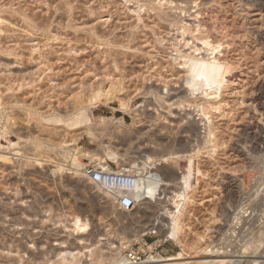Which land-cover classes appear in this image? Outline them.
Listing matches in <instances>:
<instances>
[{"label": "rangeland", "instance_id": "rangeland-1", "mask_svg": "<svg viewBox=\"0 0 264 264\" xmlns=\"http://www.w3.org/2000/svg\"><path fill=\"white\" fill-rule=\"evenodd\" d=\"M167 1L0 0V123L9 131L0 144H15L0 146L1 158L14 153L0 158V264H264V0ZM193 52L227 64L218 93L186 91L181 55ZM97 89L115 91L112 102L90 106ZM196 100L209 112V139L192 122ZM81 115L86 123L67 126ZM118 119L123 130L111 124ZM195 144L202 176L180 243L162 242L165 214L151 229L161 206L122 212L114 195L67 169L76 149L110 146L136 161ZM34 158L52 163L38 168ZM53 162L67 167L53 174ZM74 215L88 218L81 236L70 233Z\"/></svg>", "mask_w": 264, "mask_h": 264}, {"label": "bare ground", "instance_id": "bare-ground-1", "mask_svg": "<svg viewBox=\"0 0 264 264\" xmlns=\"http://www.w3.org/2000/svg\"><path fill=\"white\" fill-rule=\"evenodd\" d=\"M171 2L172 1H170V3ZM176 8L178 9L179 6H177ZM156 14H158V13H156ZM203 44L206 45V47L207 46L209 47V49L206 48L207 50H205V51H211V55H212L213 51L215 49V46L214 47L210 46L211 44H209V42L208 43L206 42ZM186 45H189V44H186ZM194 52H193V54H187L186 53L184 55H181L182 62L180 64L183 65V67L185 69V74H186L185 78L183 79V84L185 86H187L186 91L189 93L190 96H195L196 98L200 94L205 96V97H209L210 95L218 93L220 90V86L221 85L223 86V84H222L223 78L228 73L227 69L229 71V68L227 66H225L227 64H225V65H224V63L221 64V62H219L217 59H215V57L213 58V57H210L209 55H204V56L198 57L197 55H194ZM226 67H227V69H226ZM99 89L95 90L96 92H94V93H92V95H90V97H89V105L90 106L95 107L100 103H104L107 105V104L112 102V100H113L112 96L115 93V91L113 94L112 93L109 94V91H106V93H104V92H102V90L100 91ZM108 89L111 90L112 88H108ZM113 90H116V89L113 88L111 90V92H113ZM122 102L120 103L121 106L126 107V104H124V101H122ZM193 102H194L193 107L196 110V114H194V116H196V118L195 117L192 118V122L197 123L196 124L197 127H203V132H201V133L203 134V136L205 134H207L208 135L207 137L209 139L210 138L209 136H211V132H212L210 129L208 130V128H210V127L206 124V122L209 120V118H208L209 112L206 111V107L198 104L197 100L193 101ZM0 106H1V103H0ZM191 106L192 105H189V107H190L189 111L194 110V108H191ZM30 107H32V106H30ZM27 110L31 114V108H27L26 111ZM81 110H85V107H83ZM28 112H27V115L30 116L28 114ZM187 115L191 116L192 113L191 114L187 113ZM2 116H3V114H2ZM0 121H1V116H0ZM5 121H7V120H5ZM47 121H48V119H47ZM87 121H88V118L85 115L75 116V117L71 118L69 121H67V126L68 127H74V126H78L80 124H84ZM112 123L115 125L118 124L120 126V128H121V126L124 127V125L120 119L112 120L111 124ZM103 126H104V124H103ZM103 126H102V128H104ZM89 127L88 128L86 127V129L88 130ZM105 127H106V125H105ZM113 127H114V125H113ZM6 128H5V126L1 125V123H0V143L2 141L3 142L6 141L7 134L9 133V131ZM128 128L129 127L127 126V129ZM110 129H111V127H110ZM118 130L120 131V129H118ZM205 131H208V132L205 133ZM205 140H206L205 142L208 141L207 139H205ZM7 142H8L7 143L8 146L2 147V145L0 144L1 148L9 147V145H15V144L10 143L9 140ZM187 149H189V148H187ZM76 150L71 151V159L72 160H71V163H69L68 167L66 165H64L63 163L53 162L54 169L51 170V172L53 174L54 173L56 174L60 171L65 170V167H67L68 170H71L74 174L78 175L77 177L80 176V177H82L81 179L85 178L84 180L87 182V184L93 185L90 183V181L87 180L88 179V175L86 174L87 166L83 167L79 162L76 161L78 156H85L89 160V163H90L89 166H93L95 168H100V169H105L108 161H111L112 163L116 164L118 170L122 168L128 172L136 173L137 178L135 180V184L132 187V189L129 191V194L132 196V198L136 202L135 206L140 211H147V210L151 211V209H153L152 211H154V209H155L154 205L161 206L163 212L161 214H159V212H158V216L155 218V220L152 219V222H151L152 228L151 229L159 226L158 222H159V220L161 221L163 219L162 215L165 214L166 219L168 220L166 230H163L162 228L159 229L161 232L160 234L162 235L161 236L162 242L171 241V240L177 242L179 240L178 243H180V239H178V233L180 231L181 217L184 216V214H185V213H183L184 210H186L190 206L191 203L194 204V202L196 201L195 197H191V195H194V193L196 192V185L198 184V181H199L198 176H202V172L200 171V168H198L196 166V163H195V159L197 156H199L198 154L200 153V147L197 144L192 145L189 150L183 151L184 153H179V151L178 152L176 151L177 153H169L166 157H164L165 154L161 155L162 153L158 152V157L156 159H150V157H148V156H141V157H137V158H140L139 160L137 158H135L136 161L135 160L126 161V159H124V157H123L124 155L119 156L117 154V152H115L113 150V148H111L110 146H105L103 151L101 152V154L91 152V153H87V154L83 153V155H81L82 153L79 150L78 151H76ZM172 152H174V151H172ZM10 155H14V153L9 154V156H6V157L4 156V157H2V158L0 157V158L3 159V161L4 160L8 161L9 158L12 157ZM197 158H199V157H197ZM46 160L34 158L33 162L36 166H38V168L39 167L42 168L43 164L45 165L46 163L51 162V161H48V160L46 161ZM164 161H168L170 165H167L168 163H164ZM181 162L187 163L184 170H181V168H180ZM51 163L49 165H51ZM93 186H95L97 188V190L105 191L107 194L109 193V194H112L114 196L121 195V191H113L112 192V191L105 190V189H103L99 186H96V185H93ZM191 192H194V193L191 194ZM165 199H166V201L164 202ZM164 203H166V206ZM193 204H191V206ZM120 211L124 212L123 210H120ZM156 211H158V210H155L154 212L156 213ZM44 212L47 213L48 211L45 210ZM87 219L84 217H80L78 215H74V217H72V219L70 220V224H69V227L71 228L69 230L70 231L72 230L70 233H73L77 236H81V235L85 234L86 232H88V229L90 228V224L88 223ZM79 240H83V239H79ZM136 240H137V238H136ZM60 244H62V243H59L58 245H60ZM215 245H214V247H212V250L214 248H216ZM125 248L126 247H124L121 244V250H123ZM82 249H85V250L87 249L88 255L89 254L91 255V253H92L91 249H88L87 247H83ZM115 249H117V247H115ZM179 257H180V254H179ZM208 257H209V255H206L205 259ZM235 258H236V256H235ZM159 259H155L153 256H150L146 260L141 262L140 264H155V263L161 262V260H159ZM187 261L188 260H186L185 262H187ZM204 261L206 262V260H204ZM185 262L183 261L182 263H179V264H184ZM228 262L230 263L232 261H228ZM134 263H136V262H134ZM48 264H53V263H50V261H49ZM197 264H198V262H197ZM202 264H204V263L202 262Z\"/></svg>", "mask_w": 264, "mask_h": 264}, {"label": "built area", "instance_id": "built-area-1", "mask_svg": "<svg viewBox=\"0 0 264 264\" xmlns=\"http://www.w3.org/2000/svg\"><path fill=\"white\" fill-rule=\"evenodd\" d=\"M86 174L88 181L91 184L99 186L108 191H121V195H116L113 199V204L118 210L129 211L134 209L136 202L129 194V191L135 184L137 178L136 173L128 172L124 169H119L113 166L112 163H107L105 169L87 166ZM129 258L133 262H139L141 259L138 256L129 254Z\"/></svg>", "mask_w": 264, "mask_h": 264}]
</instances>
